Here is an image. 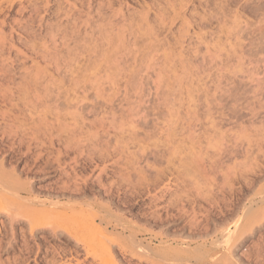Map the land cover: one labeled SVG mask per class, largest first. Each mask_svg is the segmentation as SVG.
<instances>
[{
  "label": "rangeland",
  "instance_id": "rangeland-1",
  "mask_svg": "<svg viewBox=\"0 0 264 264\" xmlns=\"http://www.w3.org/2000/svg\"><path fill=\"white\" fill-rule=\"evenodd\" d=\"M0 264H264V0H0Z\"/></svg>",
  "mask_w": 264,
  "mask_h": 264
}]
</instances>
